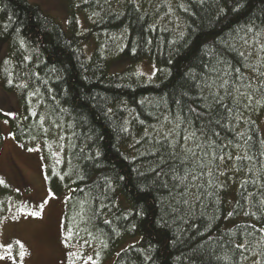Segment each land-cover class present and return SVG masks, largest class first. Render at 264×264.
Returning <instances> with one entry per match:
<instances>
[{"label":"trees","instance_id":"trees-1","mask_svg":"<svg viewBox=\"0 0 264 264\" xmlns=\"http://www.w3.org/2000/svg\"><path fill=\"white\" fill-rule=\"evenodd\" d=\"M80 9L85 37L73 16L69 35L29 0H0V81L21 108L11 129L40 144L51 191L72 190L67 241L95 264L135 237L114 264H264V0ZM122 59L156 74H110ZM12 201L0 176V223Z\"/></svg>","mask_w":264,"mask_h":264},{"label":"rangeland","instance_id":"rangeland-1","mask_svg":"<svg viewBox=\"0 0 264 264\" xmlns=\"http://www.w3.org/2000/svg\"><path fill=\"white\" fill-rule=\"evenodd\" d=\"M52 16L69 34L71 17L77 22V30L83 36L92 31V24L80 9L81 0H29ZM73 9V10H72ZM75 31V30H73ZM70 35V34H69ZM93 38V37H92ZM83 49L91 57L96 49L95 40H83ZM9 43L0 51L4 56ZM133 68L147 79L157 71L153 61L130 59L116 61L108 68L110 74ZM0 130L3 142L0 146V176L12 187L17 202L9 203L8 211L0 223V264H95L90 254L67 241L64 234L66 203L72 190L55 195L48 184L45 161L40 144L25 147L11 129V119L21 114L19 96L16 91H7L0 81ZM264 139V117L260 123ZM234 195L231 193V198ZM39 213V215H33ZM140 237L126 238L117 247L115 254L103 264H114L116 257ZM80 250V251H79Z\"/></svg>","mask_w":264,"mask_h":264},{"label":"snow or ice","instance_id":"snow-or-ice-1","mask_svg":"<svg viewBox=\"0 0 264 264\" xmlns=\"http://www.w3.org/2000/svg\"><path fill=\"white\" fill-rule=\"evenodd\" d=\"M33 215H39V213H33Z\"/></svg>","mask_w":264,"mask_h":264}]
</instances>
